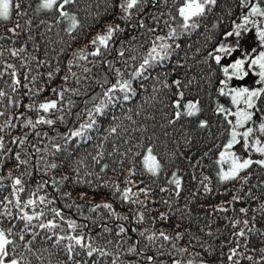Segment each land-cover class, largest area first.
<instances>
[{"label": "snow or ice", "instance_id": "snow-or-ice-1", "mask_svg": "<svg viewBox=\"0 0 264 264\" xmlns=\"http://www.w3.org/2000/svg\"><path fill=\"white\" fill-rule=\"evenodd\" d=\"M80 3L0 0V264H264V0Z\"/></svg>", "mask_w": 264, "mask_h": 264}, {"label": "trees", "instance_id": "trees-1", "mask_svg": "<svg viewBox=\"0 0 264 264\" xmlns=\"http://www.w3.org/2000/svg\"><path fill=\"white\" fill-rule=\"evenodd\" d=\"M88 5L92 6L89 9L90 12L94 13L97 10H99L101 13L104 12L103 0H81L80 7L82 10L80 12V15H81V17L87 16V19L85 20L86 29H85L84 33L81 34L80 40L73 44V48H79V47L86 45L87 40L90 39L91 36L94 35L96 31L99 30L100 24H102L104 22L105 18H104V16H102L100 24H96V22L92 19V17L88 15V12L83 11V9L86 8ZM97 5H99L98 9H97ZM88 26H91V27H88ZM53 38L55 39L54 35H53ZM53 47H56L58 49L59 45L56 44V45H53ZM42 51H43V47H42ZM114 54L115 53H113V55ZM49 56H50V58L55 57L56 53L51 52L49 50ZM66 58L67 57H61V59H65V60H66ZM109 59H111V57H109ZM61 75H63V72L61 73ZM60 83H61L60 77H57L56 80L51 84V87H56ZM47 95H48V93H44L43 96L41 97V99H43ZM74 99H77V102H79L78 98H74ZM24 102L27 103L28 101L25 100ZM177 163L181 168H185V171H187L186 163L184 161H178ZM262 176H264V169L254 168L251 184H253V185L257 184L260 181ZM195 187H196L195 183L192 182L190 180V177H189L187 192L194 190ZM238 187H239V185H236L235 187L233 185H227V186H216V185H214V188H215L214 193L210 196L201 195L200 198L197 200L196 204H194L192 206L193 212L198 216H202L204 214V211L199 207L200 204H203L205 206V208H208L210 205L218 204L221 201L228 200L231 198V195L236 192V188H238ZM225 188L228 189L227 195L222 194V193H224ZM69 190L73 191V195L75 197L79 191H83L86 189L84 187H81L79 189H71L70 188ZM87 191H89V197L91 198V202L96 203V202H102L105 200H109V201L114 203V205L117 207L118 211H121L122 213L127 212L126 208H124L122 205H120V203L118 201H116L114 198H112L109 195L108 190L100 189L99 191L94 192L92 189H87ZM253 191L256 193V195H260L259 189L253 188ZM77 202H80V201H77ZM241 206H244V205H240V204L236 205L237 208L241 207ZM157 207H159L161 211L165 210V206H163V205H157ZM253 207H255V205H253ZM85 214H87V209H85ZM201 223H203V221H201ZM193 230L195 231L194 226H193ZM256 242L258 243V241H256Z\"/></svg>", "mask_w": 264, "mask_h": 264}, {"label": "rangeland", "instance_id": "rangeland-1", "mask_svg": "<svg viewBox=\"0 0 264 264\" xmlns=\"http://www.w3.org/2000/svg\"><path fill=\"white\" fill-rule=\"evenodd\" d=\"M0 31H3V29H0ZM242 151V150H241ZM255 155V154H254Z\"/></svg>", "mask_w": 264, "mask_h": 264}]
</instances>
